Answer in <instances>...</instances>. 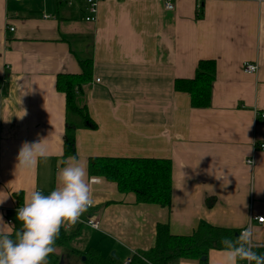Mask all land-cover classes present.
Listing matches in <instances>:
<instances>
[{
  "label": "crops",
  "instance_id": "crops-1",
  "mask_svg": "<svg viewBox=\"0 0 264 264\" xmlns=\"http://www.w3.org/2000/svg\"><path fill=\"white\" fill-rule=\"evenodd\" d=\"M69 1L0 0V228H19L14 210L33 189L55 188L66 117L55 79L80 73L86 59L94 65L87 109L97 127L77 128V160L168 158L173 182L162 207L93 175L94 206L71 230L81 248L124 264L154 246L159 222L177 235L200 222L239 235L250 216H264V150L253 144L264 143V117L256 115L264 112V0H99L93 21L84 20L83 0ZM208 59L216 61L211 102L192 107L174 82L192 79ZM245 62L257 70L245 72ZM39 141L47 158L20 167L22 146ZM251 226L264 244V223ZM208 253L206 263L178 264H222L224 250Z\"/></svg>",
  "mask_w": 264,
  "mask_h": 264
},
{
  "label": "trees",
  "instance_id": "trees-1",
  "mask_svg": "<svg viewBox=\"0 0 264 264\" xmlns=\"http://www.w3.org/2000/svg\"><path fill=\"white\" fill-rule=\"evenodd\" d=\"M79 64L82 69L80 73H60L55 79L57 90L65 95L66 117L62 159L76 157L77 128L92 130L97 127L87 109L86 95L92 81L93 61L80 60ZM215 71L216 61L199 60L194 77L176 79L174 89L189 93L192 107H209L212 84L216 78ZM88 172L90 176L99 175L107 181L117 183L120 192L134 193L137 203H155L168 207L171 202L172 166L168 158L93 156L88 161ZM156 226L154 246L147 251L132 254L129 264H178L185 258L206 263L209 250H224L220 243L222 237L235 239L238 236L232 230L205 222L198 223L195 230L184 235L171 233L170 225L167 223L159 222ZM78 235L77 231L65 232L62 228L54 247L63 248L67 253L78 256L83 264H117L114 257H105L98 249L71 248L70 243ZM61 259V255L51 253L48 264H59Z\"/></svg>",
  "mask_w": 264,
  "mask_h": 264
},
{
  "label": "clouds",
  "instance_id": "clouds-1",
  "mask_svg": "<svg viewBox=\"0 0 264 264\" xmlns=\"http://www.w3.org/2000/svg\"><path fill=\"white\" fill-rule=\"evenodd\" d=\"M38 158H47V146L40 141L25 143L17 157L18 165L31 168ZM58 163L63 167L59 168L55 188L48 194L33 189L17 209L19 228L14 232L0 228V264H48L61 229L70 232L94 206L93 185L99 181L89 177L87 162L80 163L73 156ZM5 199L6 196L0 197V203ZM0 224H3L2 218ZM220 243L224 249L222 264L240 261L264 264V253L254 250L264 244L256 240L251 225L243 228L235 239L222 237Z\"/></svg>",
  "mask_w": 264,
  "mask_h": 264
},
{
  "label": "built area",
  "instance_id": "built-area-1",
  "mask_svg": "<svg viewBox=\"0 0 264 264\" xmlns=\"http://www.w3.org/2000/svg\"><path fill=\"white\" fill-rule=\"evenodd\" d=\"M61 1L66 2L68 4H71V2L69 0H61ZM83 1L86 3L87 11H88V13L85 16L84 20L85 21H93V20H95L96 14L98 12V1L99 0H83ZM166 4H167L168 8H173V5H172V3H170V1H167ZM44 16L45 17H49V15H47V14L44 15ZM10 30L13 31L14 28H10ZM257 68H258L257 64L253 63V62L252 63L251 62H245L244 66H243L244 71L247 72V73L255 72L257 70ZM96 80L100 81L98 78H96ZM256 115L258 117H260V116L264 117V112L263 113H256ZM253 144H254V148L256 147V148H260L261 150H264V143H256L255 142ZM246 162L249 163V164H253V160L252 159H247ZM96 178H98V177H96ZM98 180H99V178H98ZM17 209L18 208H16L14 210L16 213H17ZM253 221H256V222H259V223H264L263 222L264 221V216H262V215L250 216V219H249L250 225L253 223ZM8 222L11 223V224L13 223V219H12L11 216L8 218ZM85 223L88 226H90L91 228H94V229L97 228V221L96 220L94 221L92 219H87L85 221ZM130 261H131V257L128 258L124 264H129ZM239 264H247V262L246 261H240Z\"/></svg>",
  "mask_w": 264,
  "mask_h": 264
},
{
  "label": "rangeland",
  "instance_id": "rangeland-1",
  "mask_svg": "<svg viewBox=\"0 0 264 264\" xmlns=\"http://www.w3.org/2000/svg\"><path fill=\"white\" fill-rule=\"evenodd\" d=\"M81 242L82 241H80V239H74L70 243V247L75 249H83L81 248L82 246ZM55 249H56L55 252L58 254V256L61 255V258H63V264H83L80 262V258L78 256L72 253H67L65 249L63 248H55Z\"/></svg>",
  "mask_w": 264,
  "mask_h": 264
},
{
  "label": "water",
  "instance_id": "water-1",
  "mask_svg": "<svg viewBox=\"0 0 264 264\" xmlns=\"http://www.w3.org/2000/svg\"><path fill=\"white\" fill-rule=\"evenodd\" d=\"M82 258L85 259L84 256H82ZM202 258L204 259V257H202ZM59 264H63V260H61V262Z\"/></svg>",
  "mask_w": 264,
  "mask_h": 264
}]
</instances>
